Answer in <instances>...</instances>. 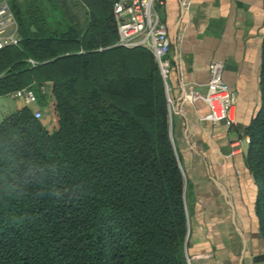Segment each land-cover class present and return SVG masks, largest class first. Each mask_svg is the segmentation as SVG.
Listing matches in <instances>:
<instances>
[{"label":"trees","instance_id":"obj_1","mask_svg":"<svg viewBox=\"0 0 264 264\" xmlns=\"http://www.w3.org/2000/svg\"><path fill=\"white\" fill-rule=\"evenodd\" d=\"M114 1L9 0L22 40L0 49V95L32 86L46 104V86L57 125L29 106L0 121V264H188L166 85L150 50L109 47ZM261 92L248 164L264 236V41Z\"/></svg>","mask_w":264,"mask_h":264},{"label":"crops","instance_id":"obj_2","mask_svg":"<svg viewBox=\"0 0 264 264\" xmlns=\"http://www.w3.org/2000/svg\"><path fill=\"white\" fill-rule=\"evenodd\" d=\"M75 1L88 8L87 0ZM113 1L98 0V8L111 12ZM158 9L172 43L167 96L186 180L187 255L192 264H264L259 185L248 164V127L262 106L264 0H191L188 9L181 0H165ZM81 19L84 33L88 14ZM212 60L224 62V78L236 95L232 126L206 119L209 106L194 96L206 92ZM45 93L46 104L40 100L30 107L41 109L42 121L53 130V97L49 89ZM8 96L13 101L5 103L0 121L25 107L22 99Z\"/></svg>","mask_w":264,"mask_h":264},{"label":"built area","instance_id":"obj_3","mask_svg":"<svg viewBox=\"0 0 264 264\" xmlns=\"http://www.w3.org/2000/svg\"><path fill=\"white\" fill-rule=\"evenodd\" d=\"M181 1L185 9L190 7L191 0ZM164 3L165 0H115L112 16L117 40L109 47L150 50L156 58L168 90L167 81L171 72L169 55L172 43L168 26L162 20L158 9ZM21 40L19 23L9 1L0 0V49L9 45L19 46ZM29 61L33 66L38 65L33 58H29ZM209 69L210 79L207 90L205 93L196 92L195 99H202L209 106L210 112L206 119L214 123L225 121L232 126L237 121L236 95L224 78L225 64L220 60H212ZM46 91V86H42V92ZM11 95L22 99L25 106L29 107L40 101L38 93L32 86L17 89ZM33 112L37 118L44 116L41 109H35ZM187 259L188 264H192L190 256L187 255Z\"/></svg>","mask_w":264,"mask_h":264},{"label":"rangeland","instance_id":"obj_4","mask_svg":"<svg viewBox=\"0 0 264 264\" xmlns=\"http://www.w3.org/2000/svg\"><path fill=\"white\" fill-rule=\"evenodd\" d=\"M108 48V47H107ZM46 94V93H44ZM13 100L8 95H5L3 97H0V116L5 112V103H10Z\"/></svg>","mask_w":264,"mask_h":264},{"label":"water","instance_id":"obj_5","mask_svg":"<svg viewBox=\"0 0 264 264\" xmlns=\"http://www.w3.org/2000/svg\"><path fill=\"white\" fill-rule=\"evenodd\" d=\"M32 29H33V30H36L35 26H32Z\"/></svg>","mask_w":264,"mask_h":264}]
</instances>
